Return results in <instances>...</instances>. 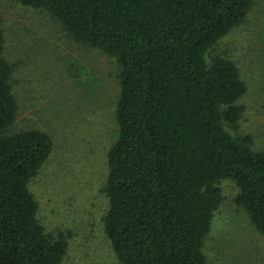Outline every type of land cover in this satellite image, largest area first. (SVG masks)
<instances>
[{"label":"trees","instance_id":"16d2710c","mask_svg":"<svg viewBox=\"0 0 264 264\" xmlns=\"http://www.w3.org/2000/svg\"><path fill=\"white\" fill-rule=\"evenodd\" d=\"M18 1L119 65L103 192L104 231L120 264H211L206 243L225 180L264 234V149L239 132L249 87L217 49L255 0ZM6 43L0 16V264H64L73 234L47 230L32 189L54 141L41 128L14 129L21 106Z\"/></svg>","mask_w":264,"mask_h":264},{"label":"rangeland","instance_id":"374dc122","mask_svg":"<svg viewBox=\"0 0 264 264\" xmlns=\"http://www.w3.org/2000/svg\"><path fill=\"white\" fill-rule=\"evenodd\" d=\"M6 56L14 64L20 102L15 130L41 128L54 149L32 183L47 230L70 231L64 264H120L104 231L109 200L103 187L108 152L118 125L115 109L121 84L116 59L72 39L47 11L0 0ZM217 49L239 65L248 84L240 100L246 111L242 134L264 149V0H255L245 23ZM224 200L206 243L211 264H264V234L237 205L238 187L221 184Z\"/></svg>","mask_w":264,"mask_h":264}]
</instances>
